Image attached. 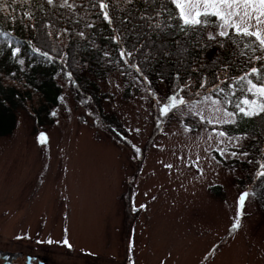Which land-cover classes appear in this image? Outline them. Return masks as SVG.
I'll list each match as a JSON object with an SVG mask.
<instances>
[{
  "label": "rangeland",
  "instance_id": "rangeland-1",
  "mask_svg": "<svg viewBox=\"0 0 264 264\" xmlns=\"http://www.w3.org/2000/svg\"><path fill=\"white\" fill-rule=\"evenodd\" d=\"M133 76L113 71L101 83L111 95L105 109L126 130L122 140L75 99L61 75L54 123L36 134L34 120L22 112L14 134L0 138V247L25 233L34 245L65 239L73 245L68 256L43 250L58 263L264 264V215L251 194L232 230L241 173L204 159L208 133H185L180 113L163 118L160 131L155 100ZM197 155L203 176L184 166ZM213 187H220L217 195Z\"/></svg>",
  "mask_w": 264,
  "mask_h": 264
},
{
  "label": "snow or ice",
  "instance_id": "snow-or-ice-1",
  "mask_svg": "<svg viewBox=\"0 0 264 264\" xmlns=\"http://www.w3.org/2000/svg\"><path fill=\"white\" fill-rule=\"evenodd\" d=\"M45 2L76 15H79L78 8L83 9L84 15L75 22L79 24L85 21V17L92 18L85 21L88 29L95 27L96 18L106 22L112 28L113 34L109 39L116 46L117 55L113 58L111 50H104L105 62L118 67L122 75L132 76L135 72L137 76H133V80L136 84L141 83L137 78L141 77L145 84L150 85L148 73L160 65V80L169 79L171 94L162 100L150 87L144 89L155 100L157 128L163 131V118L170 113H180L189 121L181 120L185 133H208V147L204 149L207 156L204 159L210 158L219 164L213 153L233 159L247 158L249 151L242 141L249 139L250 134L247 131L241 134L242 124L255 125L262 130L260 135H264V0H123L126 5L137 2L144 5L142 9L133 7L127 10L118 8L113 0H87V6L83 0L79 4L77 0ZM15 3L16 0H12V5ZM21 4L31 7V0H21ZM12 5L4 0L0 11ZM34 19L33 13L26 11L24 19L18 22L34 27L25 23ZM13 22H17L16 17H13ZM43 27L48 30L40 35L39 47L31 39L28 41L31 54L38 57L41 63L50 64L59 60L67 65L69 53L58 50L49 40L54 36V25L49 23ZM65 34L71 35L68 29L61 28L55 33V38L58 40ZM3 35L7 37L9 33ZM75 35L84 38L86 33L77 31ZM8 47L15 62L25 65V59L19 58L20 42L17 41L16 46L9 42ZM212 49H216L215 57L209 61L207 53ZM52 52L56 55L53 56ZM168 64L172 65L174 75L165 70ZM72 67L83 66L73 60ZM66 75L71 82L73 73L69 71ZM115 86L117 89L120 87L119 84ZM136 131L139 132V129ZM256 138L253 134L252 139ZM38 139L41 145L47 144L44 134ZM133 148L137 154L140 153L139 148ZM179 159L185 158L180 156ZM201 159L199 155L195 160L189 156L184 166L195 168L203 176ZM248 163L258 164L254 178L264 183L261 179L264 178V155L260 160L250 159ZM165 167L172 169L173 165ZM249 194L245 191L239 197L240 207L232 230L240 226ZM47 243L51 245L53 241L48 240ZM63 245L71 248L66 239Z\"/></svg>",
  "mask_w": 264,
  "mask_h": 264
},
{
  "label": "trees",
  "instance_id": "trees-1",
  "mask_svg": "<svg viewBox=\"0 0 264 264\" xmlns=\"http://www.w3.org/2000/svg\"><path fill=\"white\" fill-rule=\"evenodd\" d=\"M80 2L81 0H77L78 4ZM83 2L87 6V0ZM113 2L118 5V8L125 10L144 7L142 2H137L135 5H126L123 0H113ZM2 3L4 0H0V4ZM7 4L12 5V0H7ZM26 11L33 13L35 19L25 21V23L34 27H26L18 22L24 19ZM77 12L79 15L66 9L54 8L47 5L45 0H31V7L27 4L22 5L21 0H16L12 7L0 11V138L14 134L22 112L27 113L34 120L36 134L52 125L55 121L52 113L60 105L62 95L58 76L67 77L66 73L69 71L73 73L70 83L75 99L85 103L92 115L111 135L119 140L127 137L123 123L117 114L105 109V103L110 100L111 95L104 92L101 87V83L111 72L120 71L115 65H108L105 62L107 58L103 56L104 50H111L113 58L117 55L116 46L109 39L113 34L112 28L100 18L95 19V27L92 29L85 27V21L92 19L90 17H85V21L77 24L75 21L84 15L83 9L78 8ZM119 14L124 15L125 13ZM13 17L17 18V22H13ZM49 23L54 25L52 29L54 36L49 40L58 50L69 53L67 65L59 60L50 64L41 63L38 57L31 54L28 41L31 39L32 43L39 47L40 35L48 30L43 25ZM61 28L68 29L71 35H61L57 40L55 33ZM77 31H84L86 36L84 38L76 36ZM5 32L9 33L7 37L3 35ZM17 41L22 46L19 58L25 59L23 66L11 57V49L8 47L9 42L16 46ZM215 52L216 49H212L207 53L209 61L214 59ZM51 54L56 55L55 52ZM73 60L79 61L83 67H72ZM159 70L160 65H156L148 73L151 84L147 86L155 93L163 91L170 95V81L164 79L161 82ZM165 70L172 75L175 74L171 64L165 65ZM184 121L189 122L187 119ZM240 131L241 134L244 131L250 134L249 139L243 141L244 148L249 151L247 158L226 160L219 153H214V155L225 169L241 173L240 177H235L234 185L240 192L248 191L264 215V183L254 178L258 164L248 163V160H260V157L264 155V135H260L262 130L255 125L242 124ZM253 134L257 136L256 139H252ZM244 148L240 151L242 152ZM261 179L264 180V178ZM219 188L213 187L212 192L216 194ZM253 189H255L254 192ZM128 205L131 206L130 200Z\"/></svg>",
  "mask_w": 264,
  "mask_h": 264
},
{
  "label": "flooded vegetation",
  "instance_id": "flooded-vegetation-1",
  "mask_svg": "<svg viewBox=\"0 0 264 264\" xmlns=\"http://www.w3.org/2000/svg\"><path fill=\"white\" fill-rule=\"evenodd\" d=\"M25 233H22L19 237H24L22 239H17L10 244L0 247V264H29V258H31V264H78L75 262H66V263H58L54 261H50L49 257L44 253V249H54L55 251H62L64 255H71L74 253V246L71 245V248L60 245H34L27 241L28 238L23 236ZM62 243V242H61ZM88 254L85 252L81 253L82 257L87 258ZM89 258V257H88ZM121 264H133L131 262H124Z\"/></svg>",
  "mask_w": 264,
  "mask_h": 264
}]
</instances>
